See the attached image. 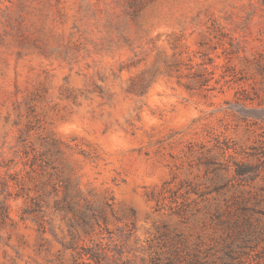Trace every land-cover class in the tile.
<instances>
[{
	"label": "rangeland",
	"instance_id": "374dc122",
	"mask_svg": "<svg viewBox=\"0 0 264 264\" xmlns=\"http://www.w3.org/2000/svg\"><path fill=\"white\" fill-rule=\"evenodd\" d=\"M251 210L264 0H0V264H264Z\"/></svg>",
	"mask_w": 264,
	"mask_h": 264
},
{
	"label": "trees",
	"instance_id": "16d2710c",
	"mask_svg": "<svg viewBox=\"0 0 264 264\" xmlns=\"http://www.w3.org/2000/svg\"><path fill=\"white\" fill-rule=\"evenodd\" d=\"M210 164L215 165L214 170H217V169L229 170L228 166H224L221 163L216 164L215 162L210 161ZM233 164L235 165V169H234L235 177L239 178L240 180H243V181L254 180L260 173V168H261L260 165H250V164H245L242 162H240V163L234 162ZM108 206L111 207L110 204ZM1 209L3 210V212L5 214H7L9 207L6 203H2ZM243 210L247 211L248 209H243ZM107 211L108 210L106 209V207L100 209L99 211H97V209H95V208L94 209L92 208V213H91V217H90V207H89L88 210L80 212V216L84 220V222L88 223V222H90V219L92 218L100 226L101 225L100 219H102L104 223H107V216H108ZM110 211L113 212L112 207L110 208ZM250 212H256V213H260V214L264 215V211L251 210ZM122 228H124L123 234H125V238H130L136 230L135 229L136 228L135 227V220H133L130 223L125 224V226ZM249 242L253 243L254 240H252V239L247 240L246 238L241 239V241L238 245V248L244 249L246 247H249V248L253 247L252 244L248 245ZM104 244H102L103 246H102V248H100L101 250L86 249V250H84L85 253L83 252L82 254L89 255L90 261H94V262H97L99 264H104L103 260H104V257H106L107 252L109 251V243L105 244V246H104ZM230 258L233 260L232 263L235 262L236 259H238V258H235L234 256H232Z\"/></svg>",
	"mask_w": 264,
	"mask_h": 264
}]
</instances>
